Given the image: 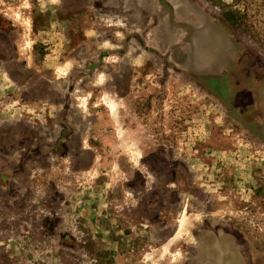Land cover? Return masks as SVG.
I'll return each mask as SVG.
<instances>
[{
  "label": "rangeland",
  "instance_id": "374dc122",
  "mask_svg": "<svg viewBox=\"0 0 264 264\" xmlns=\"http://www.w3.org/2000/svg\"><path fill=\"white\" fill-rule=\"evenodd\" d=\"M0 264H264V0H0Z\"/></svg>",
  "mask_w": 264,
  "mask_h": 264
},
{
  "label": "bare ground",
  "instance_id": "6f19581e",
  "mask_svg": "<svg viewBox=\"0 0 264 264\" xmlns=\"http://www.w3.org/2000/svg\"><path fill=\"white\" fill-rule=\"evenodd\" d=\"M109 107L111 108L112 111H115V105L114 104H109Z\"/></svg>",
  "mask_w": 264,
  "mask_h": 264
}]
</instances>
